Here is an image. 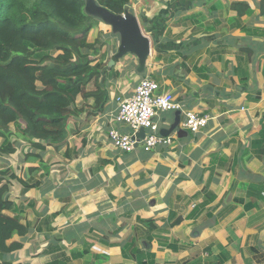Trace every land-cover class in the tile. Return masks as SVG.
<instances>
[{
	"label": "crops",
	"instance_id": "1",
	"mask_svg": "<svg viewBox=\"0 0 264 264\" xmlns=\"http://www.w3.org/2000/svg\"><path fill=\"white\" fill-rule=\"evenodd\" d=\"M259 2L129 0L125 9L149 39L143 65L131 53L116 57L120 39L109 25L100 20L90 30L104 34L91 41L101 44L92 64L105 66L104 101L76 97L63 144L38 148L14 136V153L0 156L13 205L6 213L27 227L11 239L22 246L0 263L264 264ZM144 77L183 110L207 116V125L190 132L182 110L159 111L155 122L169 144L112 146L109 129L131 133L113 120L116 99ZM23 183L37 184L23 190Z\"/></svg>",
	"mask_w": 264,
	"mask_h": 264
},
{
	"label": "trees",
	"instance_id": "2",
	"mask_svg": "<svg viewBox=\"0 0 264 264\" xmlns=\"http://www.w3.org/2000/svg\"><path fill=\"white\" fill-rule=\"evenodd\" d=\"M95 1L115 14L129 2ZM84 6L85 0H0V156L14 153V136L38 148L63 144L78 114L76 97L92 98L95 106L104 101L105 66L92 64L101 44L87 41L100 19ZM259 8L264 15V0ZM90 82L95 88L86 92ZM7 173L0 171V257L22 246L11 240L14 234L27 233L18 217L6 213L13 208ZM36 184L23 183V190Z\"/></svg>",
	"mask_w": 264,
	"mask_h": 264
},
{
	"label": "built area",
	"instance_id": "3",
	"mask_svg": "<svg viewBox=\"0 0 264 264\" xmlns=\"http://www.w3.org/2000/svg\"><path fill=\"white\" fill-rule=\"evenodd\" d=\"M117 110L113 116L116 123L131 129V133H123L115 128L108 130V138L116 149L131 152L137 147L150 151L157 144H169L170 137H163L155 117L159 111H183L185 119L183 127L190 132H198L208 123V117L192 110H183L182 104L167 91H161L156 81L149 77L140 79L133 92L127 97H118ZM144 129V136L137 133Z\"/></svg>",
	"mask_w": 264,
	"mask_h": 264
},
{
	"label": "water",
	"instance_id": "4",
	"mask_svg": "<svg viewBox=\"0 0 264 264\" xmlns=\"http://www.w3.org/2000/svg\"><path fill=\"white\" fill-rule=\"evenodd\" d=\"M84 9L86 13L98 17L102 22L109 25L113 32L118 34L120 44L116 53L117 58L131 53L143 65L149 53V39L142 33L136 16L129 13L126 9L122 14H115L107 8L98 5L95 0H85ZM112 63L113 61H110V64ZM163 131L161 130L160 134L168 133V131ZM137 135L142 138L144 129L141 128Z\"/></svg>",
	"mask_w": 264,
	"mask_h": 264
},
{
	"label": "rangeland",
	"instance_id": "5",
	"mask_svg": "<svg viewBox=\"0 0 264 264\" xmlns=\"http://www.w3.org/2000/svg\"><path fill=\"white\" fill-rule=\"evenodd\" d=\"M103 33L102 32H95L93 35H91V31L89 32V35L87 37V41L89 43H91V41L93 40V38H95L96 40L97 39H100L101 41L103 40L102 37H103ZM98 44V43H97Z\"/></svg>",
	"mask_w": 264,
	"mask_h": 264
}]
</instances>
